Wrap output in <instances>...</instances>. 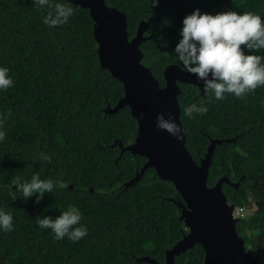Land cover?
Wrapping results in <instances>:
<instances>
[{
  "label": "trees",
  "instance_id": "16d2710c",
  "mask_svg": "<svg viewBox=\"0 0 264 264\" xmlns=\"http://www.w3.org/2000/svg\"><path fill=\"white\" fill-rule=\"evenodd\" d=\"M105 3L125 15L128 39L139 22L150 20L144 33L150 39L139 46L141 63L161 88L166 66L186 71L173 48L182 18L194 9L208 14L253 11L264 20V0H158L155 7L149 0ZM57 4L73 9L65 23L53 22ZM92 31L88 11L70 0H0V66L9 69L13 80L0 90V130L5 132L0 140V209L13 217L12 230L0 231V264H148L144 257L163 263L165 251L186 233L174 203L177 192L153 169L124 187L145 158L120 154L119 145L134 143L137 125L128 107L104 112L116 105L123 89L100 67ZM177 86L184 146L195 163L210 140H233L215 146L207 185L222 177L238 183L236 188L223 184L222 191L235 211H251L248 221L238 219L235 228L245 253L263 260L264 86L241 97L225 94L223 100L207 88L201 94L192 85ZM190 104L205 106L207 112L188 118L184 109ZM40 153L48 154L51 163L42 161ZM33 173L54 181L52 192L39 203L33 202L35 194L23 200L12 192L14 178ZM73 206L87 228L80 240L53 239L49 229L37 225L43 215L55 217ZM203 257L196 244L175 264H203Z\"/></svg>",
  "mask_w": 264,
  "mask_h": 264
},
{
  "label": "water",
  "instance_id": "95a60500",
  "mask_svg": "<svg viewBox=\"0 0 264 264\" xmlns=\"http://www.w3.org/2000/svg\"><path fill=\"white\" fill-rule=\"evenodd\" d=\"M71 4L89 13L93 22L92 36L97 44L99 65L116 79L123 89V96L106 114H116L128 107L136 121L137 136L126 147L119 145L120 154L145 158V163L124 187L135 185L143 172L153 169L157 177L173 185L178 194L174 201L179 210V221L186 233L169 250L165 251L163 263L144 257L148 264H175V258L200 245L204 251L203 264H264V259L245 253L243 240L235 225L234 207L222 191L226 184L236 188L222 177L213 186L207 185L211 155L216 145L233 140H210L204 157L197 164L185 148V138L179 120L178 83L192 85L202 94L206 89L194 74L168 65L163 70L164 87H160L150 70L141 63L140 44L150 37L144 33L150 23L139 22L135 35L128 39L125 15L105 0H70ZM243 45H241V48ZM171 117L179 126V139L156 125V117Z\"/></svg>",
  "mask_w": 264,
  "mask_h": 264
},
{
  "label": "clouds",
  "instance_id": "9594fccd",
  "mask_svg": "<svg viewBox=\"0 0 264 264\" xmlns=\"http://www.w3.org/2000/svg\"><path fill=\"white\" fill-rule=\"evenodd\" d=\"M40 2L44 3V0ZM157 4L158 0H149L152 7ZM56 9L54 23L67 22L73 12L71 7L62 4H57ZM261 15L262 13L253 11L234 10L208 14L194 9L182 18L180 39L173 48V54L187 72L194 74L204 87L211 90L216 100H223L225 94L244 96L257 87L264 86V55L260 54L264 52V20ZM254 52L257 54H253ZM12 84L9 69L0 66V90H5ZM206 112L207 107L196 104H190L184 109L188 118L193 113ZM156 125L177 139L180 138L179 126L171 117L157 115ZM4 135L5 132L0 130V139ZM39 158L51 163L48 154L40 153ZM11 183L15 186L12 192H19L23 200L32 198L35 194L34 203H39L44 194L51 193L54 188L52 179H41L36 173L26 179L16 177ZM55 183L61 188L65 187L63 182ZM11 198L17 199L15 195ZM80 221L81 212L73 206L55 217L43 215L37 220V225L42 229H49L53 239L67 237L75 242L87 235V228ZM12 228V215L0 209V231H11Z\"/></svg>",
  "mask_w": 264,
  "mask_h": 264
},
{
  "label": "rangeland",
  "instance_id": "374dc122",
  "mask_svg": "<svg viewBox=\"0 0 264 264\" xmlns=\"http://www.w3.org/2000/svg\"><path fill=\"white\" fill-rule=\"evenodd\" d=\"M0 140H3V139H0ZM250 215H251V211L249 209H246V208L245 209H242L240 211L234 212V216L236 218H239V219L245 218L247 220V219H249ZM11 258L13 260L15 259V253L12 254Z\"/></svg>",
  "mask_w": 264,
  "mask_h": 264
},
{
  "label": "built area",
  "instance_id": "2783aa9c",
  "mask_svg": "<svg viewBox=\"0 0 264 264\" xmlns=\"http://www.w3.org/2000/svg\"><path fill=\"white\" fill-rule=\"evenodd\" d=\"M240 210H242V209H237L235 212L240 211Z\"/></svg>",
  "mask_w": 264,
  "mask_h": 264
}]
</instances>
